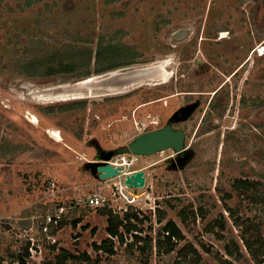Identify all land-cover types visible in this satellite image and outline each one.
Masks as SVG:
<instances>
[{
	"label": "rangeland",
	"instance_id": "obj_1",
	"mask_svg": "<svg viewBox=\"0 0 264 264\" xmlns=\"http://www.w3.org/2000/svg\"><path fill=\"white\" fill-rule=\"evenodd\" d=\"M101 40L111 51L101 67L112 58L131 64L97 75ZM68 41L92 49L93 82L55 74L69 67L53 56ZM85 58L75 59L76 71ZM149 67L164 75L105 91L109 75ZM167 126L184 130L183 152L126 156L124 174L99 178L93 163L102 153ZM136 171L146 186L127 188L126 174ZM94 194L103 208L85 205ZM60 208L69 222L81 219L55 236L71 253L95 256L115 208L136 213L143 236L156 238L170 220L180 227L185 241L170 256L155 247L149 264H175L188 242L201 264H221L232 239L244 255L227 259L255 264L241 236L252 224L247 234L264 237V0H0V253L32 239L30 264L53 258L58 250L50 252L40 225L44 210ZM129 258L117 246L112 260L136 264Z\"/></svg>",
	"mask_w": 264,
	"mask_h": 264
},
{
	"label": "trees",
	"instance_id": "obj_2",
	"mask_svg": "<svg viewBox=\"0 0 264 264\" xmlns=\"http://www.w3.org/2000/svg\"><path fill=\"white\" fill-rule=\"evenodd\" d=\"M99 46L100 47L97 50L95 60V72L97 75L111 72L116 70L117 68L128 66L131 64V61L122 62L124 60L121 59L117 60L118 62L114 63L113 61L115 60L112 58L113 61L108 59L107 64H105L106 66L101 67V65H103L102 59L104 58V55H106L107 52L111 51H108L109 48L105 46L103 40L100 41ZM53 56H59L60 59H57V61L62 62V64L64 62H68L69 65V67H66L63 70H57L55 74L66 72L75 73L73 75L74 79L90 77L91 64L93 62V51L92 49L90 50V48H88L87 44L82 45V43L76 42V44L73 45L71 41H68L66 44H64V46L62 45L55 48ZM79 56L87 57V60L85 58V68H81L76 71V63L78 62L75 59H78ZM72 65L74 66L72 67ZM31 66H33V64L29 63L28 67ZM68 68H70V70H68ZM238 184H243L246 187L250 186V184H252L253 186L256 185L254 182H248L247 180H238ZM77 209H79V206L73 203L71 205L72 212L70 213L72 214ZM84 211L85 210H82V212ZM108 211L109 212L107 214L108 219L106 226V233L108 234V238L99 244H93L95 256H92L87 252H84L82 254L71 253L68 250L58 248L57 241H55V243L52 242L60 229L66 227L69 224H72L73 227H77V225L81 223V219H76L74 220V222H69L71 215H62L57 226L51 225L50 231L48 232V234H45L43 232L42 222L44 221V216L47 214V212L46 210H44L40 225V234L44 238V242L46 241V243L48 244L50 252H55L58 250V253L55 254L53 258H46L43 263L39 264H119L118 260H112L113 257L116 256L117 246H125L126 252L131 255V258H129L127 262H134L136 264H149L150 258L153 257V254L155 252V247L157 255L170 256L177 249L179 243L185 241L184 234L182 233L180 227L172 220L168 221L163 226L162 230L156 238H153L150 235H142L144 230L139 226V221L142 223V220L139 219V216L136 213L131 214L127 211L124 213V216H120L118 214H114L111 209ZM26 214L30 215V212H27ZM158 223H162V221L158 220ZM234 225L236 227H239L241 224H238L234 221ZM249 227L250 229L254 228L252 224ZM249 227L241 236V241L244 245V249L252 258L255 264H264V237H260L258 235H248L247 230L249 229ZM88 228L89 226L85 227V229ZM95 231L96 230H93L92 233H95ZM49 237L51 239H49ZM217 237L220 241L226 240V238L222 235ZM30 241L31 242H29L25 246V248L16 251L7 250L2 254L0 253V264H30L32 258H34V254L32 252V239H30ZM203 247L204 249H206V253L210 252V250L205 246ZM224 248L227 257L233 258L235 255L240 257L244 255V252L236 239L230 240V242L226 244ZM36 252L38 251L36 250ZM227 257L220 259L221 264H234L231 260L227 259ZM176 258L177 259L175 264H201L203 261L201 251L191 242H188L179 249Z\"/></svg>",
	"mask_w": 264,
	"mask_h": 264
},
{
	"label": "water",
	"instance_id": "obj_3",
	"mask_svg": "<svg viewBox=\"0 0 264 264\" xmlns=\"http://www.w3.org/2000/svg\"><path fill=\"white\" fill-rule=\"evenodd\" d=\"M152 73L153 69L149 67L124 74H111L108 77V81L114 84L107 86L105 91L108 92V90L112 87H117L119 85L123 86L130 84L131 86L133 83H144L150 78V76L154 75L155 72L153 74ZM189 111L190 109L184 110L186 113ZM179 121H181V119ZM185 140L186 134L184 130H175L172 126H167L161 130H154L141 134L125 148H121L109 153H102L100 160L93 163V167L101 180L116 178L124 174L125 167L113 165L111 160L115 156H152L156 153L169 149H172L177 153H181L185 148ZM125 186L127 188H144L146 186V177L144 171H136L129 174L127 173L125 178Z\"/></svg>",
	"mask_w": 264,
	"mask_h": 264
},
{
	"label": "built area",
	"instance_id": "obj_4",
	"mask_svg": "<svg viewBox=\"0 0 264 264\" xmlns=\"http://www.w3.org/2000/svg\"><path fill=\"white\" fill-rule=\"evenodd\" d=\"M114 166H117L116 163L117 161L114 163L112 162ZM85 205L88 206V207H91V208H103L105 206L104 204V199H103V196L100 194H94V195H91L90 197H88L86 200H85ZM113 209V212L114 213H120V211H116L115 208H112ZM128 210H125L123 211V213L127 212ZM60 212V214H59ZM59 212L58 214L54 215V214H51L47 211V214L44 216V221L42 222V225H43V232L45 234H48V232L50 231V227L51 225H55L57 226L60 218H61V213L64 212V209L63 208H60L59 209ZM69 214V213H67ZM49 239H51L49 237ZM54 243H55V239H53Z\"/></svg>",
	"mask_w": 264,
	"mask_h": 264
},
{
	"label": "bare ground",
	"instance_id": "obj_5",
	"mask_svg": "<svg viewBox=\"0 0 264 264\" xmlns=\"http://www.w3.org/2000/svg\"><path fill=\"white\" fill-rule=\"evenodd\" d=\"M151 69H153V73H154V75H152V76H150V80H152V79H155V78H157L158 76H160V75H164V73H161L162 71L160 70V68L159 67H152ZM152 73V74H153ZM112 75H114V74H112ZM134 77H136V76H134ZM131 78H133V77H131ZM131 78H128V79H131ZM94 81V79H89V80H87L85 83H90V82H93ZM141 84H143V83H141ZM139 84H137V83H133V84H131V86H130V84H128V85H119V86H117V87H112L111 89H109L108 91H115V92H120V91H126V90H128V89H130V88H133L134 86H138ZM126 156H128V155H121V156H119V157H121L120 159H119V162H117L116 163V165L117 166H123V167H125V168H127V167H130L131 166V162L130 161H128V160H126V158H124V157H126ZM123 158V159H122ZM113 160V159H112ZM111 160V162H114V161H112ZM115 163V162H114ZM123 188H125V187H123Z\"/></svg>",
	"mask_w": 264,
	"mask_h": 264
},
{
	"label": "flooded vegetation",
	"instance_id": "obj_6",
	"mask_svg": "<svg viewBox=\"0 0 264 264\" xmlns=\"http://www.w3.org/2000/svg\"><path fill=\"white\" fill-rule=\"evenodd\" d=\"M174 128V127H173ZM175 130H181V129H176V128H174ZM157 130H161V129H157Z\"/></svg>",
	"mask_w": 264,
	"mask_h": 264
}]
</instances>
